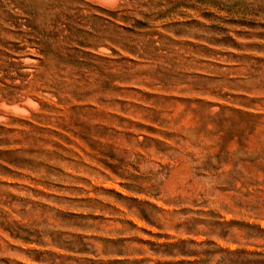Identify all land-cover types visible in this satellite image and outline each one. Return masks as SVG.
<instances>
[{
	"label": "rangeland",
	"instance_id": "rangeland-1",
	"mask_svg": "<svg viewBox=\"0 0 264 264\" xmlns=\"http://www.w3.org/2000/svg\"><path fill=\"white\" fill-rule=\"evenodd\" d=\"M0 264H264V0H0Z\"/></svg>",
	"mask_w": 264,
	"mask_h": 264
}]
</instances>
